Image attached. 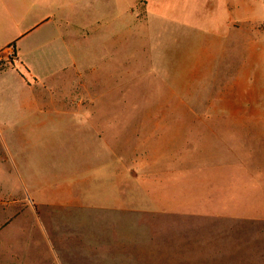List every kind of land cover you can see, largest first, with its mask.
<instances>
[{
    "label": "rangeland",
    "instance_id": "rangeland-1",
    "mask_svg": "<svg viewBox=\"0 0 264 264\" xmlns=\"http://www.w3.org/2000/svg\"><path fill=\"white\" fill-rule=\"evenodd\" d=\"M70 1L60 0L83 31L104 20L98 40L83 32L80 48L87 59L91 48L102 53L104 96L67 102L98 104L93 124L111 126L115 153L91 167L99 145L82 137L96 127H75L60 100L70 76L48 77L30 53L37 38L23 41V56L53 90L29 93V119L0 127V264H264V45L252 76L240 79L254 56L243 28L237 54L230 48L214 74L203 73L193 62L201 40L147 30L142 0H93L96 11ZM253 1L264 18V0ZM169 141L176 161L163 159ZM77 166L83 175L59 176Z\"/></svg>",
    "mask_w": 264,
    "mask_h": 264
},
{
    "label": "crops",
    "instance_id": "crops-1",
    "mask_svg": "<svg viewBox=\"0 0 264 264\" xmlns=\"http://www.w3.org/2000/svg\"><path fill=\"white\" fill-rule=\"evenodd\" d=\"M52 1L55 4L57 2V6L54 7ZM86 1H91V6L96 11V3L93 4V0H72L70 4L81 5L82 2ZM142 1L146 13L147 23L145 26H147V30L150 29L152 32L167 28L177 31L184 30L186 37H188V43L201 40L199 44L201 52L197 54L193 62L201 65L203 73L214 74L213 64H217V61L224 59L230 48L231 50L234 49V55L237 54L239 44L242 41L241 32L244 28L249 32V37L252 39H249L250 42L246 40L244 47H248L250 52L253 50L254 56L252 60L247 62V70H243L240 64L241 69L237 74H239L240 79H242L243 71L246 76H252V68L258 63L257 58H255V50L258 46L264 45V40L259 38V32L264 31L262 27L264 18L258 19L255 15L254 11H262L257 9L260 6L256 2L253 0ZM63 5L60 0H18V2L16 0H0V67H2L0 69V127L19 125L29 119V111L36 105L29 103V93H39L41 91L43 94H47V92L53 90V88H50L51 85H48L47 78H43L38 74L33 64L21 52L20 44L23 41H31L35 38H37L36 42L29 46L30 53L36 55L42 65L49 71L48 77L69 75L71 78L67 84L69 93L60 97V100L66 103L64 105L67 106L65 109L74 113L68 116L71 118L70 122L81 129L86 128L88 125L95 126L92 118H94V113L101 110L98 104L83 105L81 102L68 103L67 100L70 101L71 96L74 95L88 94L100 98L104 96V92L99 93L96 90V76L99 73L97 61L100 60L102 53L98 49L92 51L93 48H91L87 59L83 57L80 51L82 44H87V39L83 37L82 33L89 32L90 39L95 38L94 40H98L97 34L98 31H103L104 27L102 26L104 23L101 21L104 20L97 16L94 19L97 23L96 29L91 28L83 31L82 25H77L75 19L66 13V8H63ZM116 20L117 18H112L110 22H107V28L109 29L110 25H114ZM127 21L129 23V16ZM45 33H48V36H40ZM94 40H91L90 43ZM12 42H16L14 51L16 56L13 57L11 62L10 56L13 49L7 48V46ZM83 63L89 64L90 71L88 74L82 72ZM217 73L220 72L217 71ZM246 76L244 79H246ZM87 80L92 86L90 90V87L88 88L83 83ZM41 108L43 109V106ZM95 127L96 130L93 136H83L82 139L85 141L93 139V143L99 145L95 153L91 154L93 157L91 167L97 169L102 165H106L105 160L108 153L110 152V155L114 154L115 149L114 138H111L108 131L111 126L99 125ZM206 127L211 126L207 125ZM119 143L124 145L123 138L120 139ZM169 143L171 142L169 141L164 145V149H168L169 153L163 159L168 157L167 159L172 158L176 161V155L179 153L176 149L173 151L167 145ZM128 144L127 141L125 145L128 146ZM119 155L126 157L123 150ZM127 161H129V156H127ZM166 167L167 165H163L162 168ZM83 168V166H77L75 170L66 171L59 176L64 180L69 177L80 176L83 175L82 172L85 170ZM159 169H161L159 166L150 169L149 174L154 175ZM121 173L123 176V170ZM128 173L129 169L127 167ZM45 174L48 175L46 176L47 181L52 182L57 179V177L51 176L50 172H45Z\"/></svg>",
    "mask_w": 264,
    "mask_h": 264
},
{
    "label": "trees",
    "instance_id": "trees-1",
    "mask_svg": "<svg viewBox=\"0 0 264 264\" xmlns=\"http://www.w3.org/2000/svg\"><path fill=\"white\" fill-rule=\"evenodd\" d=\"M15 44H16V42H12L9 46H7V48H12V49H13L12 55L10 56V60H11V62L13 61V57L16 56V55L14 54V51H15ZM0 69H2V67H0Z\"/></svg>",
    "mask_w": 264,
    "mask_h": 264
}]
</instances>
